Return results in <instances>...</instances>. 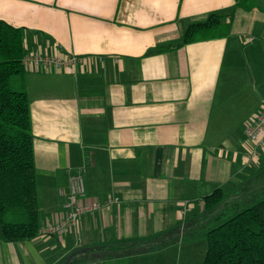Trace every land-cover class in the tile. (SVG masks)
Returning a JSON list of instances; mask_svg holds the SVG:
<instances>
[{"label": "crops", "instance_id": "obj_1", "mask_svg": "<svg viewBox=\"0 0 264 264\" xmlns=\"http://www.w3.org/2000/svg\"><path fill=\"white\" fill-rule=\"evenodd\" d=\"M254 1L246 11L236 0H0V21L23 30L27 54L82 60L26 73L41 228L64 217L60 190L76 173L101 204L61 237L0 239V264H59L106 242L183 235L216 189L234 201L264 188V150L235 124L264 101V0ZM214 13L228 37L180 46ZM205 253V241L181 240L130 264H202Z\"/></svg>", "mask_w": 264, "mask_h": 264}, {"label": "trees", "instance_id": "obj_2", "mask_svg": "<svg viewBox=\"0 0 264 264\" xmlns=\"http://www.w3.org/2000/svg\"><path fill=\"white\" fill-rule=\"evenodd\" d=\"M249 11L254 0H236ZM210 14L187 28L180 46L226 38L230 26ZM24 32L0 21V239L33 241L40 236V202L26 90ZM204 212L181 235L175 228L154 236L127 238L78 251L59 264H130L137 257L171 249L184 241H205L202 264H264V188L234 201L222 189L204 197Z\"/></svg>", "mask_w": 264, "mask_h": 264}, {"label": "built area", "instance_id": "obj_3", "mask_svg": "<svg viewBox=\"0 0 264 264\" xmlns=\"http://www.w3.org/2000/svg\"><path fill=\"white\" fill-rule=\"evenodd\" d=\"M82 62L80 58L71 55L51 56L48 54H26L23 65L26 70L43 72H60ZM247 139L255 145L257 151L264 150V101L260 109L246 125ZM66 198L65 215L62 219L46 228L40 229V235L63 236L68 230L75 229L78 220L87 213H93L101 208L97 202H88L83 173H76L69 178L68 192L60 190ZM118 202L119 199H109L107 203ZM185 206V211L189 210Z\"/></svg>", "mask_w": 264, "mask_h": 264}, {"label": "rangeland", "instance_id": "obj_4", "mask_svg": "<svg viewBox=\"0 0 264 264\" xmlns=\"http://www.w3.org/2000/svg\"><path fill=\"white\" fill-rule=\"evenodd\" d=\"M242 96V94L241 95H239V98ZM240 112V115H239V117H240V119H238V121L235 123L236 124V126H237V128L240 130V132H241V134L243 133V130H245V126H246V123H247V121H245V123L243 124V121L245 120L244 119V117H246V114L248 113V111H247V109H244L243 111H239ZM250 117H248V119H249ZM244 119V120H243Z\"/></svg>", "mask_w": 264, "mask_h": 264}]
</instances>
